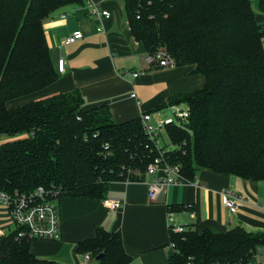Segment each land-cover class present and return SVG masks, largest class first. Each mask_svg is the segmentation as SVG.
Here are the masks:
<instances>
[{
  "label": "trees",
  "instance_id": "1",
  "mask_svg": "<svg viewBox=\"0 0 264 264\" xmlns=\"http://www.w3.org/2000/svg\"><path fill=\"white\" fill-rule=\"evenodd\" d=\"M255 0H125L132 34L149 57L163 53L174 67L193 66L205 84L157 108L186 104L189 119L169 124L174 149L166 161L194 181L199 170L264 181V29ZM86 0H0V191L15 195L45 188L59 199L105 200L110 186L145 181L156 157L141 117L116 122L108 105L87 109L78 90L9 107L59 79L44 21ZM161 68L159 62L152 64ZM150 113V112H149ZM139 172L137 175L136 172ZM53 199V198H50ZM174 212L184 207L169 205ZM19 228L0 239V264H56L35 256ZM170 232L169 264H261L264 232L225 233L188 228ZM78 251L97 264H130L120 231L96 230Z\"/></svg>",
  "mask_w": 264,
  "mask_h": 264
},
{
  "label": "crops",
  "instance_id": "2",
  "mask_svg": "<svg viewBox=\"0 0 264 264\" xmlns=\"http://www.w3.org/2000/svg\"><path fill=\"white\" fill-rule=\"evenodd\" d=\"M90 3L108 10L110 17L93 18ZM252 5L258 24L264 29V0H255ZM44 31L55 67L58 68L59 60H65L64 72L59 73L58 81L47 89L12 101L9 107L78 90L87 109L108 105L118 123L149 112L159 121L169 118L164 114L171 110L156 111L159 106L175 95L196 91L205 84L201 75L193 74V66L154 69L148 63L145 47L135 40L129 26L125 0H86L84 6L61 9L44 21ZM78 31L82 37L66 44ZM133 73L138 76L134 77ZM133 93L136 98H132ZM5 139L12 140L3 137ZM151 180V176H146L143 182L112 184L108 198L120 199L124 205L110 214L102 200L62 198L57 201L61 238L33 240L31 252L56 264H90L92 259L85 261L78 244L94 238L97 228L103 227L121 232L125 250L133 257L130 264H169L173 248L167 222L168 205L184 207L175 213V220L186 229H210L222 234L242 227L248 232H264V181H247L229 174L199 170L194 181L185 180L171 187L152 203L147 185ZM226 189L244 198L234 214L222 201L221 193ZM14 230V222L0 205V231L7 235ZM257 261L264 264V247L258 251Z\"/></svg>",
  "mask_w": 264,
  "mask_h": 264
},
{
  "label": "built area",
  "instance_id": "3",
  "mask_svg": "<svg viewBox=\"0 0 264 264\" xmlns=\"http://www.w3.org/2000/svg\"><path fill=\"white\" fill-rule=\"evenodd\" d=\"M90 15L93 18H109L110 12L103 10L99 5L90 3ZM65 17V16H63ZM82 37L80 31L75 32L70 38L66 40V44L76 42ZM154 62H159L161 68H172L174 63L169 58H164L163 53L157 54L155 58L149 57L148 63L152 65ZM65 69V60L61 59L58 62V71L63 73ZM134 77H137V73H133ZM132 98H136V94L133 93ZM168 109L174 112L175 117H169L155 121L152 114L144 113L141 115V121L145 130L150 136V139L154 142L157 150V155L153 162L147 167L146 176H151L152 180L147 182L149 199L152 203H156L162 194L168 193L169 189L175 185L181 184L187 180L182 174L178 165L170 164L166 161V152L174 149V146H170L167 150H164V144L161 143L159 137L162 132L166 131V126L169 124L182 125L190 116V110L186 104H178L170 106ZM138 175L139 172L137 171ZM189 181V180H188ZM143 182V181H139ZM133 183V182H127ZM59 191L49 192L43 187H39L37 190L26 194L11 195L0 191V205L4 206L7 210L10 218L15 224V230L20 229L18 232V238H29L31 240H59L61 238V218L59 206L56 201L59 199ZM222 201L225 207L232 213H236L239 206V201L244 198L239 197L234 191L226 189L222 191ZM53 198V199H50ZM104 207L108 210V213L115 212L121 209L124 202L120 199L107 198L103 200ZM189 207L186 206V209ZM174 211L169 209L167 212V222L169 230L174 233H183L186 228L179 225L175 220ZM2 231H0V239L4 237ZM85 261L91 260V255H84Z\"/></svg>",
  "mask_w": 264,
  "mask_h": 264
},
{
  "label": "rangeland",
  "instance_id": "4",
  "mask_svg": "<svg viewBox=\"0 0 264 264\" xmlns=\"http://www.w3.org/2000/svg\"><path fill=\"white\" fill-rule=\"evenodd\" d=\"M17 102L19 103L21 101H17ZM10 107H16V106H15V104H10ZM164 116L165 117H173V118H176L174 112L171 111V110L166 111V113L164 114ZM158 118L159 117H157V119ZM3 137L4 136H0V143H5V142L9 141V139L3 140ZM159 139H160L161 143H163L164 145L169 143V138H168V136L166 135L165 132H162V134L160 135ZM56 204L58 205V202L57 201H56ZM90 264H97V261L95 259H92V262H90Z\"/></svg>",
  "mask_w": 264,
  "mask_h": 264
},
{
  "label": "water",
  "instance_id": "5",
  "mask_svg": "<svg viewBox=\"0 0 264 264\" xmlns=\"http://www.w3.org/2000/svg\"><path fill=\"white\" fill-rule=\"evenodd\" d=\"M102 258H103V254H101L100 256H98L96 260L98 261V260H100Z\"/></svg>",
  "mask_w": 264,
  "mask_h": 264
}]
</instances>
